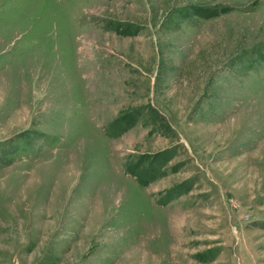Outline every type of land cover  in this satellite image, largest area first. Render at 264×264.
<instances>
[{"label":"rangeland","instance_id":"1","mask_svg":"<svg viewBox=\"0 0 264 264\" xmlns=\"http://www.w3.org/2000/svg\"><path fill=\"white\" fill-rule=\"evenodd\" d=\"M0 264H264V0H0Z\"/></svg>","mask_w":264,"mask_h":264}]
</instances>
